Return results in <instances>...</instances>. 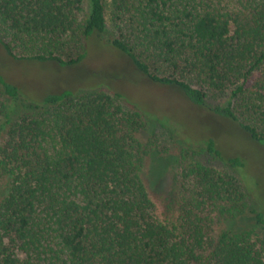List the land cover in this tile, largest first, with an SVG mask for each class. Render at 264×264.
<instances>
[{
  "label": "trees",
  "instance_id": "obj_1",
  "mask_svg": "<svg viewBox=\"0 0 264 264\" xmlns=\"http://www.w3.org/2000/svg\"><path fill=\"white\" fill-rule=\"evenodd\" d=\"M106 3L0 0V44L17 60L76 65L85 40L105 32L108 8L118 33L109 42L148 78L197 105L229 92L215 110L264 146V0ZM19 96L0 77V264H264L255 226L214 229L217 212L251 215L264 231V214L229 171L184 159L177 214L170 199H153L143 167L158 138H141L138 108L105 91L65 92L23 104L14 120ZM206 150L224 160L212 141Z\"/></svg>",
  "mask_w": 264,
  "mask_h": 264
},
{
  "label": "rangeland",
  "instance_id": "obj_2",
  "mask_svg": "<svg viewBox=\"0 0 264 264\" xmlns=\"http://www.w3.org/2000/svg\"><path fill=\"white\" fill-rule=\"evenodd\" d=\"M105 1L108 5L109 0ZM106 21L102 35L95 31L85 40V58L76 65L17 60L10 57L0 44V77L15 86L20 94L12 119L26 112L23 104H41L51 95L105 91L119 96L145 114L147 124L140 132L141 138L145 140L150 135L158 138L155 152L146 159L143 167L144 179L153 199L159 202L170 199L177 214L181 195L179 172L183 160L189 159L237 176L247 193L248 202L264 214V146L252 139L239 122L215 110L217 106H227L230 93L209 94L207 104L203 106L193 103L182 88L151 80L126 53L109 42L118 33L108 8ZM146 57L144 54L141 58L151 72L165 76L162 68ZM5 99L9 104L10 101ZM4 122L2 118L1 141L8 131V127H1ZM209 141L224 160L239 159L242 166L232 168L224 160L210 155L206 150ZM214 216L216 232L255 226L257 234L264 237V231L254 225L251 215L231 219L215 212Z\"/></svg>",
  "mask_w": 264,
  "mask_h": 264
}]
</instances>
